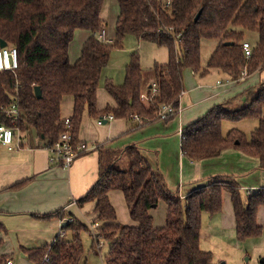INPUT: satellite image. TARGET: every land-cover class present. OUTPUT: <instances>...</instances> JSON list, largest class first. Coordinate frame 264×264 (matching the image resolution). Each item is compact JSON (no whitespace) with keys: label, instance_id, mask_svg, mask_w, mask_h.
<instances>
[{"label":"trees","instance_id":"16d2710c","mask_svg":"<svg viewBox=\"0 0 264 264\" xmlns=\"http://www.w3.org/2000/svg\"><path fill=\"white\" fill-rule=\"evenodd\" d=\"M105 1L0 0V41L16 47L18 55L16 69L0 70V124L11 125L7 109L16 104L39 130L46 127L41 132L47 143H53L65 130L64 119L53 111L59 110L65 95H72L70 128L76 141L85 110L94 118L106 114L131 118L136 114L148 123L158 119L164 103L178 109L186 69L202 75L216 69L232 80H242L244 70L248 76L264 68V0H118L120 13L113 42L98 38L105 26ZM77 29L89 30L91 35L81 56L71 63L69 45ZM245 30L259 34L249 57L242 46ZM130 34L163 45L169 51L165 64L153 66L159 93L152 101L141 100L144 71L138 52L133 51L126 64L124 82H105L116 106L98 109L97 90L103 69L113 50L121 48ZM203 38L218 40L206 67L201 65ZM36 85L41 87V97L35 94ZM150 86L145 89L148 93ZM263 109L264 81L216 104L185 125L181 135L183 154L199 161L236 148L258 157L264 168ZM245 119L258 120L249 134L229 124ZM19 124L24 129L22 118ZM123 154L127 155L129 166L116 167L112 160L102 167L91 189L77 200L80 205L95 201V221L100 222L95 228L96 240L111 243L106 264H212V253L200 246L202 214L222 209L223 190L231 193L238 238L244 240L262 233L257 211L264 205V186L243 190L232 175H216L182 197L179 191L168 187L163 173L154 168L137 145H127L114 160ZM113 189L122 191L135 224L118 220L108 195ZM161 201L167 206L166 222L154 226L151 209ZM53 216H71L72 220L62 226L52 244L21 250L34 264H88L82 232L91 233V228L63 209L45 215ZM0 231L7 232L1 221ZM8 259L9 255H0V264Z\"/></svg>","mask_w":264,"mask_h":264},{"label":"crops","instance_id":"0c3cea01","mask_svg":"<svg viewBox=\"0 0 264 264\" xmlns=\"http://www.w3.org/2000/svg\"><path fill=\"white\" fill-rule=\"evenodd\" d=\"M119 13L118 0H109L108 6L102 9V16L105 19L103 28L105 42H113L116 38V22ZM90 35L91 32L86 29L75 31L69 45L71 63L81 56L83 45ZM137 40L141 41V39ZM208 74L219 76L215 81L213 76L211 79L201 77L198 80L195 77L196 72L191 69L184 71V91L179 108L175 116L169 120L156 119L143 123L136 116L115 117L113 114L94 118L90 116L88 110H85L77 136L78 140L86 142L92 149L78 157L68 169L50 163L49 151L46 148L48 140L41 132L47 130L46 127L39 130L22 110L23 134L26 141L24 147L9 150L0 145V221L7 228L6 233L0 231V255H9L8 260H11L12 264H34L21 247L33 248L52 244L57 235L62 232L63 223L69 221L71 216L46 218L45 215L60 209L71 213L88 225L94 237L95 229H92V225L100 224L95 221V201L80 205L77 200L91 189L98 180L102 167L110 164L112 160L116 167L129 166L130 161L126 154L114 160L117 153L127 145H137L154 168L163 173L168 187L172 191H179L182 197L216 175H232L243 190L264 186V168L261 167L259 158L241 149L227 148L217 156L199 161L192 160L183 154L181 135L185 125L202 117L216 104L234 97L247 87L264 81V68L243 77L242 80H232L216 69L209 71ZM107 79L112 80V78ZM154 81L155 79L150 78L146 83L144 82L143 91ZM109 105L116 106V101L105 85L101 87L99 84L97 108L104 109ZM73 112L74 98L72 95H65L59 110L53 111V114L65 119L70 118ZM23 181L22 185L14 186ZM108 195L116 209L118 220L130 225L135 224L122 191L113 189ZM159 207L164 208L161 209L165 210L164 215L160 216L161 211L157 209ZM155 209H151L153 224L163 226L166 222V203L161 201ZM257 222L264 227V205L257 211ZM203 242L209 246V250L205 248L206 251L212 253V264L216 262L212 248L214 242H217L222 250L229 252L227 256H223L226 258L222 264H244L237 260L239 257L243 260L246 247L237 236L236 217L230 191L223 190L220 211L203 212L201 247ZM100 244L101 242L96 240L93 250L97 253L100 252ZM261 252L262 250H259V264H262L261 259L264 258L261 256L264 253ZM229 256L230 259L227 258Z\"/></svg>","mask_w":264,"mask_h":264},{"label":"rangeland","instance_id":"374dc122","mask_svg":"<svg viewBox=\"0 0 264 264\" xmlns=\"http://www.w3.org/2000/svg\"><path fill=\"white\" fill-rule=\"evenodd\" d=\"M108 4H109V0H106L104 6L107 7ZM258 39H259V34L256 31L245 30V40L249 41L252 46L256 44ZM217 44H218V40L216 39L203 38L201 40L202 67L207 66L208 60ZM133 51H137L140 56V62L144 71L145 83L150 78H152V80L155 79L153 73V66L155 65L156 62H158L159 64L162 63L164 64L169 60V51L167 47L163 45H159L158 43L152 41H146V40L138 41L134 35L131 34L127 35L124 38L123 46L121 48H115L113 50L110 61L108 65L104 68L102 73V77L100 80L101 87H104L107 78H112V80L118 84L124 81L126 64L128 63L130 54ZM212 71H214V69ZM211 76L214 77L213 81H215L219 75L207 73L205 75L203 74L202 76V74L198 72L195 77L198 80H200L201 77H203V79L206 77L211 79ZM245 83L246 82H244V84ZM229 124L235 125L241 130H243L245 133L249 134L250 131H252L257 126L258 120L245 119L236 122H229ZM155 208H152V210H156ZM157 209L158 211H161L160 216L165 214L164 212L165 210L164 211L161 210L164 208L159 207ZM127 215H129L128 212ZM158 218L160 219L159 214H158ZM82 241L84 245V257H86L88 264H106V256L109 252L111 243H109L107 240H101L100 241L101 249L100 252L97 253L93 250L94 248L93 246H96V240L94 239V237H92L90 231L82 232ZM241 242L244 243L243 245H245L246 247V254L243 257V260L242 257H239L237 260L239 262H244V264H259L258 263V260L260 259L259 250H262L261 253H264V227L260 235L255 237L254 236L249 237L247 239L241 240ZM201 248L202 249L204 248L203 250H206L205 248L208 249L209 246L207 245V243L203 242ZM212 248L215 253L214 261H216L213 262L215 264H222L226 258V257L224 258L223 256H227L226 254L229 253L228 250L226 251L222 250V248L217 244V242H214V247ZM261 256H264V254ZM220 258H222L221 261ZM227 258L230 259V256Z\"/></svg>","mask_w":264,"mask_h":264},{"label":"built area","instance_id":"2783aa9c","mask_svg":"<svg viewBox=\"0 0 264 264\" xmlns=\"http://www.w3.org/2000/svg\"><path fill=\"white\" fill-rule=\"evenodd\" d=\"M170 3V0H168ZM98 38L102 41L106 40L105 30L102 29L98 33ZM243 49L247 57L252 53L253 46L247 40L242 42ZM18 67V55L17 49L14 46L0 47V70L11 69L14 70ZM243 77L246 76V71L242 73ZM242 77V78H243ZM151 93L144 90L140 98L144 102L152 101L153 98L159 93V86L154 81L151 86ZM177 112V109L172 104L164 103L158 112V119H166L170 114ZM7 115L11 118V125L0 124V145L6 147L9 150L22 149L26 143L24 139L23 129L21 128L19 121L23 116L22 109L16 104H13L7 109ZM136 117L138 115L135 114ZM113 117L112 115L110 116ZM65 130L62 131L56 141L53 143H47L46 148L49 151V161L52 165H58L62 168H70L75 160L81 155L92 149L86 142L76 140L71 133V121L70 118L64 119ZM72 218L69 219L71 221ZM99 224L94 223L92 229H95ZM94 231V230H93ZM94 238L95 237V231ZM5 264H12L11 260H8Z\"/></svg>","mask_w":264,"mask_h":264},{"label":"water","instance_id":"95a60500","mask_svg":"<svg viewBox=\"0 0 264 264\" xmlns=\"http://www.w3.org/2000/svg\"><path fill=\"white\" fill-rule=\"evenodd\" d=\"M199 14H200V13H198V15L196 16V19L198 18ZM0 42H1L0 47H5V46L8 45V43H7L6 41H3V40H2V41H0ZM224 43H225V44H231L232 41H225ZM35 94H36L37 97H41V96H42V90H41V87H40L39 85H36V86H35ZM65 224H67V221H65V222L63 223V225H65ZM261 263L264 264V258L261 259Z\"/></svg>","mask_w":264,"mask_h":264}]
</instances>
